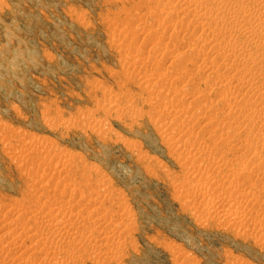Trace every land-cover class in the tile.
Instances as JSON below:
<instances>
[{"label":"rangeland","instance_id":"obj_1","mask_svg":"<svg viewBox=\"0 0 264 264\" xmlns=\"http://www.w3.org/2000/svg\"><path fill=\"white\" fill-rule=\"evenodd\" d=\"M175 1L0 0V264H264V189H262L264 188V165L262 166V163L264 164L262 162L264 160L262 159L264 158V135L261 134L264 132V79H261L260 83L263 82V88L261 87L259 91L255 89L251 91L253 94H250L249 91L247 94V91L241 90L239 93L242 95L236 93L238 95L236 97L244 96V99L248 100L245 104L249 107L243 105L244 108L241 107L240 112L236 111L235 115L233 113L234 116L231 118L234 117L235 120H225L224 125H220L217 120H213L208 115H212L214 110L207 111L206 120L214 123L217 121L216 124L219 126L213 125L217 126L218 132L222 133L223 130L220 129L228 130L226 128L230 126L232 129L230 134L235 133V136L234 134L228 136L230 135L228 134L227 139L223 140L231 142L232 145L222 141V144L219 142L221 146L216 147L217 149L214 148L215 142H209L211 138L209 134L212 135L214 132H206L204 126L200 125L201 122L198 123L193 119L189 125H192V130L196 127V132L192 134H199L195 135L196 137H191L192 135L185 137L188 140L192 138L190 139L193 140L192 143L184 141L185 138L180 142L177 134L174 136V133L171 135L166 133L163 129V121L158 119L151 109L149 110V105L146 103L148 100L155 99L158 92L156 90V93L151 92L149 87H142L143 84L140 85L143 83L141 82L142 76L144 77L150 70L154 77L163 72L167 75L168 71V76L170 73V76L173 75L169 76L172 80L175 77V72L172 73V66L168 65L171 64L168 63V60L169 62L170 59L172 60L171 57L175 52L170 49L173 47V43L175 45L178 40L177 43L188 45V40L192 39L190 37L195 39V36L202 35L200 31L196 32L197 35L193 31L194 35L190 36L193 32L190 34L187 30L174 28L176 32L168 31L170 36L166 35L168 39L170 37V40L165 38L166 36H162L161 31L165 27L173 28L169 25H173L174 20L169 18L171 22L165 15L157 16L156 12L157 10L160 12V9L167 5L166 3L173 4L176 3ZM181 14L185 16L183 19L186 22L192 18L190 15L188 17V14ZM140 29H143L142 33L138 31ZM177 29L180 30H178L179 34H176L178 33ZM130 30L132 31L131 35L135 33L132 37L129 36L130 34L127 35ZM134 30H137L138 33ZM152 30L156 31L157 38H148V32ZM183 30L187 32L185 33ZM159 40L162 44L167 40L172 41V46L167 43L170 49L167 50V52L170 51L167 54L168 57L165 56L164 63L160 60L161 62L157 64L160 70L156 69L158 68L156 63L150 64V61L148 65L141 63L146 67L152 65L149 70L144 65V67L141 65L144 68L142 70L139 64H136V66L139 65L137 66L139 69L131 66L127 60L129 51H132V54L140 51V54L144 53L143 57L146 58L151 46L157 48L156 46L166 45L165 42L161 46ZM181 40L182 42L187 41L182 43ZM192 40L189 42L191 43ZM185 45L184 47H186ZM152 47L150 50L154 49ZM141 50H145L146 53ZM159 50L164 49L159 48ZM178 63L179 61L176 60L174 66L177 64L176 66L179 67ZM193 65L189 66V72L196 74L190 73L195 83L191 81L193 84L189 85V81L192 79L187 73V77L184 78L187 82L182 81L187 84L183 85L184 83L181 82L184 87L180 82L177 83L178 85H173V89L179 90L180 87L184 89V93L182 92L183 94L179 95L181 97L179 98L180 104L186 107L184 110L187 109V114H190L194 108L193 100L189 99L188 92H191L192 88H202L207 91L209 87V90L211 89L207 80L203 81L206 72L204 70L197 73L195 70L192 71L191 68L195 69V65ZM221 70L224 71V68ZM159 71L162 72L159 73ZM141 74L143 75L139 76ZM196 82L200 87H196L198 86ZM176 85L180 87H175ZM185 88L188 90L187 92ZM166 89L167 93H165ZM168 89L171 90L170 87H166L165 92L160 96L170 97ZM257 91L262 95H257ZM218 94V91L207 93V97H209L207 99L214 104V101L218 100ZM246 95L247 97H245ZM187 103L188 106H186ZM216 104H218V107L214 104V107H217L216 112L222 111V105ZM182 118L184 117L182 116ZM230 121L232 126L227 124ZM192 122H196L194 126ZM241 122L242 125H240ZM225 123L228 127H223L226 126ZM236 125L237 130L233 129ZM250 126H253L252 129ZM225 130L224 132H226ZM247 130L249 131L247 132ZM255 130H257L256 133ZM239 132L241 133L239 134ZM250 132L255 133V136L254 134L251 136ZM259 136L262 137L259 138ZM169 138H172V142ZM194 138L196 140L200 138V140L198 139L197 142ZM215 141L218 142V139L216 138ZM236 141L241 143L238 144ZM225 144L229 145L228 148L231 149H228ZM233 144L238 145L232 147ZM254 145L258 146L255 154L253 153ZM188 148L192 150L188 151ZM195 149H200L198 151L201 153L205 149L206 152L201 155ZM209 149L210 151H208ZM211 150L214 151L211 152ZM227 150H231V152H227ZM185 152L187 153L185 154ZM193 153H196L200 158L207 156L208 159H202L201 162V159L198 156L196 158ZM251 154L252 156L259 155L258 162L255 157L251 158ZM68 158L70 159L68 160ZM219 159L221 161L224 159V163L219 162ZM242 163L251 164L254 168L248 165L249 168L246 166V170H244L246 173L242 171L246 175H240L239 167L244 165ZM255 166L257 170H255ZM86 171L87 173L92 171L88 173L92 175L88 178L93 182L92 184L90 182L91 186L89 180L84 183L85 179H82L84 178L82 174ZM255 171L256 174H253ZM99 176L102 178L104 176V182L106 181V183H102L103 185L101 184L105 185L101 186L102 189H106L108 185L111 186H108L110 189L103 190L100 195L101 201L96 206L101 207L102 211L105 210L104 212L100 209L97 211L95 206L91 207L92 204L88 200L94 196L91 191L100 188V186L94 185ZM92 179L97 180L92 181ZM78 181L79 186H84L85 191L83 190V192H86L84 193L86 197H83L85 196L83 194V199L80 198L79 202L78 194H74L75 197L73 195L69 197L68 193L64 196V200L65 197L66 200L69 197L72 202L66 201L65 205L69 206L71 203L72 209L78 206L73 212L80 207L81 217H85L83 216L85 213L89 217L82 226L68 231L66 236H64L65 234L62 236L45 232L42 224H37L36 227L31 222L27 223L26 217H18V214L20 222L15 214L11 213L13 215L11 217L9 212L13 211V208L15 211L25 209L27 210H24L25 212L31 214L32 210L39 211L40 207L53 206L52 202H55V197L58 195L50 197L42 195L45 193L43 189L41 190L42 183L51 182L58 187H62V184H64L63 186L70 184L67 185L68 190H72L77 188ZM232 185L233 188H231ZM87 186L89 190L86 188ZM58 192L59 189L56 190V193ZM87 193L88 195L91 193V195L87 197ZM38 195L42 196V200ZM32 198L36 200L34 201ZM103 198L108 200L105 199L107 200L105 201ZM112 198L113 201L116 200L114 203L111 201ZM37 201L41 202L40 207H37L39 209L36 208V205L40 203H36ZM76 202L79 203L75 206ZM81 202L85 203L84 206ZM106 203L108 204L105 205ZM73 206L75 207L73 208ZM102 206L107 207L104 209ZM89 208L93 209L88 212ZM6 210L7 212H5ZM2 211L5 213L3 214ZM97 213L99 217H95ZM100 213H102V217ZM93 215L95 216L93 217ZM7 217L9 221L5 219ZM15 217L18 223L17 221L12 222ZM91 217L93 218L91 219ZM106 217L109 219L106 220ZM94 218L100 220L96 221ZM25 219L27 221H24ZM101 219L103 223L100 222ZM7 223L11 224V228L13 227L12 232ZM5 224L6 226H4ZM14 224L17 225L16 228ZM23 226H27L31 231L25 228L27 231L25 234ZM20 229L21 231H19ZM24 231L25 233H23ZM41 231L43 236H41ZM32 232H37L34 233V238ZM12 233L16 235H12ZM82 233L86 234L85 237ZM18 234L25 236L22 237ZM36 234L39 237H36ZM45 235L46 237L50 236L48 238L50 240L45 239ZM74 235L78 237L75 238ZM40 236L42 239H38V241L36 238H40ZM54 236L57 237L54 238ZM58 236L65 239L62 241ZM88 236L93 241H88L91 239ZM103 236L108 239H103ZM3 237L4 241L1 239ZM51 238L55 240H51ZM69 238L74 240L69 241ZM78 238L82 241L80 242ZM13 239L15 243H12ZM94 239L98 242L96 240L94 242ZM75 240H79V242L77 241L75 244ZM86 241L97 246L94 247ZM37 242L40 244L37 245ZM53 244L57 246L55 247ZM76 245H80L81 248L80 246L76 248ZM117 245L119 247H116ZM1 246L5 249H2ZM10 246L13 247V250L10 249ZM47 246L49 249L46 248ZM90 246L92 250H90ZM35 247L38 251L35 250ZM98 247H101L100 251ZM15 248H19L20 252ZM23 249L24 252L21 251ZM118 249L121 250L118 251ZM7 251H10L11 254ZM71 251L74 253H69ZM16 254H24V256Z\"/></svg>","mask_w":264,"mask_h":264},{"label":"bare ground","instance_id":"obj_2","mask_svg":"<svg viewBox=\"0 0 264 264\" xmlns=\"http://www.w3.org/2000/svg\"><path fill=\"white\" fill-rule=\"evenodd\" d=\"M171 1H173V0H171ZM175 1V0H174ZM176 2V1H175ZM179 2V0L176 2V3H173V4H168V3H166L167 5H165V6H163V8H161L160 10V12H159V10H157V16H162V15H165L166 17H167V19H169V18H171L172 19V21L174 20V24L172 25H169V24H167V25H169V26H173V28L172 27H165L162 31H161V33H162V36L163 37H165L167 34H168V31H170V33H172V30H174V28H179V29H184V30H187L188 31V33H190L191 34V32H198V31H200L201 32V34L202 35H199V33H198V35L199 36H195L196 38L194 39V37H190V36H193L194 35V32H193V34H189L190 36H188V37H190V38H192V39H189V40H192L191 41V43L189 42V40H188V42L187 43H189L188 45H185V43L184 42H186L187 40H185V41H183L182 42V40L180 41V42H182V43H184V44H179V43H177V41L175 42V45H174V43H173V47L172 48H170V49H172L173 50V54L174 55H172V60L170 59V62H169V60H168V63H171V64H168V65H171L172 66V73H174V75H175V77L171 80V78L170 77H172V76H170L171 75V73H170V77L168 76V71L167 70H165V71H167V75H165L164 73L165 72H163V73H160V72H162V71H159V73L160 74H158V75H156V77H154L153 76V73L151 72V70H150V72H151V74H150V72H148L149 73V75H148V73L146 74V75H144V77L142 76L143 74H141V75H139V76H142V78H143V80H141L140 78H139V80H141V82H143V83H141L140 85L142 86V84H143V86L142 87H149L150 89H151V92H155V90L158 92L156 95H155V99H151V100H148V101H146V103L149 105V110L151 109L152 110V112H153V114L154 115H157V117H158V119L160 118L161 119V121H163V123H164V131L166 132V133H169L170 135H171V133H174L173 135L175 136L176 134L178 135V137L180 138V142H181V139H183V138H185L186 136L187 137H190L191 135V137H196L195 135H198V134H192V133H194V132H196L195 131V128H194V130H192L191 129V126L189 125V124H191V121H192V119L194 120V121H198V123H200V125L202 124L203 126H204V128H205V131L207 132H214L212 135H210L209 133V136L211 137H209L210 139V141L209 142H211V143H214L215 142V147L214 148H216V147H218L219 148V146H221V145H219V142L222 144V141L223 140H225V139H227V135L228 134H230L231 133V127L229 126V128H226V129H228V130H225V129H220V130H223L222 131V133H220V132H218V130H217V126L216 125H218V124H222V125H224V121L225 120H227V121H229L230 119H233V118H231V116H234L237 112H240L241 111V107H243V105H247V104H245L247 101L244 99V96H242V98H241V96L238 98V97H236V93H239L241 90H245V92L247 91H249L250 92V94L252 93L253 94V92H251L252 90H255V89H258V91L260 90V88L262 87V83H260L261 82V79H264V0H180V2ZM162 13V14H161ZM181 13H183V15L184 14H188V17H189V15H190V17L192 16V18H191V20L189 21V22H186V21H184V19H183V17H185V16H182V14ZM164 16V17H165ZM182 16V17H181ZM165 17V18H166ZM155 19H158V18H155ZM159 20V19H158ZM157 20V21H158ZM166 20V19H165ZM170 20V19H169ZM156 21V22H157ZM171 21V20H170ZM169 21V22H170ZM171 21V22H172ZM159 22V21H158ZM163 22V21H162ZM168 22V21H167ZM160 23V22H159ZM175 26V27H174ZM137 27V26H136ZM164 27V26H163ZM179 29H177V32H178V30ZM141 30V31H140ZM140 30H138L140 33H142V30L143 29H140ZM156 30V29H155ZM149 31L148 32V34H149V36H148V38H157V34H156V31ZM183 30V31H184ZM135 32H137L138 33V31L137 30H134ZM175 31V30H174ZM180 31V30H179ZM186 31V32H187ZM190 31V32H189ZM127 32V31H126ZM144 32V31H143ZM176 32V31H175ZM185 32V31H184ZM185 32V33H186ZM131 33H132V31L130 30V32L127 34V35H129V36H131L132 37V35L134 34L135 35V33H133L132 35H131ZM136 33V34H137ZM170 33L168 34L169 36H170ZM156 34V35H155ZM176 34H179V32L178 33H176ZM124 35V37H125V34H123ZM126 35V37H128V38H131V37H129V36H127ZM133 35V36H134ZM140 35V34H139ZM195 35H197V33L195 34ZM176 36H178V35H176ZM175 36V37H176ZM168 36H166L165 38H167ZM187 37V38H188ZM135 38V37H134ZM168 39V38H167ZM176 39H177V37H176ZM158 40V39H157ZM156 40V41H157ZM166 40V39H165ZM168 40H170V37H169V39ZM167 40V42L165 43V42H163V44L165 43L166 45L165 46H163V44L160 42V40H159V42L161 43H159L161 46H163V47H158V46H156L157 48H154V47H152V48H154L153 50H150L151 49V47L148 49V55H146L147 57L146 58H144L143 56H145L144 55V53L141 55L140 54V51H138V52H136V53H134L133 52V54H132V51H129V54H128V56H127V60L129 61V63L131 64V66L133 67H136V68H138L139 69V67H137V66H139L140 65V68H141V70H142V68L145 66L146 67V65H142L141 63H147V65H148V63H150V64H152V63H156V66H157V64L159 63V62H161V61H163V63H164V59H165V56H167V54L170 52H167V50L169 49V44H171L172 43V41L170 42V41H168ZM172 40H173V36H172ZM174 40H175V38H174ZM180 40V39H179ZM170 42V43H169ZM135 43H136V41H135ZM167 43H168V45H167ZM158 44V45H159ZM184 45L186 46V47H184ZM171 46H172V44H171ZM164 49V50H159L158 51V49ZM169 49V50H170ZM175 49V50H174ZM142 51V50H141ZM145 51V50H144ZM144 51H142V52H144ZM150 51V52H149ZM158 51V52H157ZM145 53H146V51H145ZM159 55V57H157ZM168 57V56H167ZM157 58V60H155ZM161 60V61H160ZM176 60H178L179 61V63H178V65H179V67L178 66H174V62L176 61ZM150 61V62H149ZM190 63V64H189ZM135 64V65H134ZM136 64H139V65H137L136 66ZM195 65V69H192L191 68V70L192 71H196V73L199 71H202V70H204L205 72H206V74H205V76H204V82H205V80H207V82H208V84L211 86V89L209 90V88L207 87V85H206V88H208V91H207V89L206 90H204V89H202V88H192L191 90V92L189 91L188 93V96L190 97L189 99H191V100H193V106H194V108H192V111H191V113L190 114H187L188 113V111H187V113H186V110H184V108H186V107H183L181 104H180V96L179 95H182L183 93H184V89H183V85H185V84H187L186 82H187V80H185L184 78L185 77H187V73H189L188 75L191 77V75H190V73L192 74V72H189V70H190V67L189 66H191V65ZM141 65L143 66V67H141ZM160 65H162V63H160ZM193 65V66H194ZM150 66H152V65H150ZM149 66V67H150ZM155 66V65H154ZM159 66V65H158ZM157 66V67H158ZM197 66V67H196ZM149 67H146L148 70H149ZM161 67H163V66H161ZM165 67V66H164ZM169 67V66H168ZM151 68H154V67H151ZM165 68H167V66L165 67ZM221 68H224V71L223 70H221L220 71V69ZM144 69V68H143ZM156 69H159V67L158 68H156ZM141 70H140V73H141ZM146 70V69H145ZM160 70V69H159ZM139 71V70H138ZM147 71V70H146ZM171 71V70H170ZM143 73L145 72V71H142ZM155 72V71H154ZM139 73V74H140ZM157 73V70H156V72H155V74ZM151 75V76H150ZM192 75H196V74H192ZM133 76V75H132ZM193 77V76H192ZM192 77H191V79H192ZM195 78V77H194ZM138 79V78H137ZM189 79V78H188ZM138 80V81H139ZM180 80V81H179ZM186 81L185 83L184 82H182V81ZM190 80V79H189ZM194 82L195 83V81H193V79L192 80H190L189 81V85L190 84H193L192 82ZM263 81V80H262ZM180 82V84H181V82H182V86L183 87H180L181 89H179V90H177V88H175V89H173V85L174 84H177V83H179ZM169 85H168V84ZM197 84H198V82H196ZM139 84V83H138ZM178 85V84H177ZM175 86V87H178V86ZM208 85V86H209ZM261 85V86H260ZM188 86V85H187ZM161 87V88H160ZM164 87V88H163ZM166 87H170L171 88V90H169L168 89V91H169V93H170V97H166V96H160L161 94H163L165 91H164V89L166 88ZM178 87V88H179ZM192 87V86H191ZM196 87H200V85L198 84V86H196ZM187 88V87H186ZM186 88H185V90H186ZM263 88V87H262ZM262 90V89H261ZM163 91V92H162ZM188 90H186V92H187ZM213 91H218L219 92V94L217 95L218 96V98H217V96H216V98L218 99H216L217 100V102L216 101H214L215 103V105H217V107H218V104H216V103H220L221 105H222V107H221V109H222V111H219V112H216V108L217 107H214V104H212L213 102L212 101H210V100H208L207 98H209V97H207V93H211V92H213ZM256 92V93H258L257 95H259V94H261V92L259 93V92ZM183 92V93H182ZM185 92V93H186ZM244 92V91H243ZM249 92L247 93V94H249ZM262 92H263V90H262ZM156 93V92H155ZM165 93H167V89H166V92ZM255 93V92H254ZM255 93V94H256ZM240 94V93H239ZM246 94V93H245ZM186 95V94H185ZM184 95V96H185ZM209 95V94H208ZM240 95H242V94H240ZM262 95V94H261ZM260 95V96H261ZM238 96V95H237ZM249 96V95H248ZM150 97V96H149ZM165 97V98H164ZM180 97V98H179ZM245 97H247V95L245 96ZM252 97H254V96H252ZM252 97H251V99H252ZM259 97V96H258ZM257 97V98H258ZM164 99V100H160V99ZM186 98V97H185ZM250 98V97H249ZM248 98V99H249ZM262 98V97H261ZM244 99V100H243ZM255 99V98H254ZM182 100V99H181ZM190 100V101H191ZM250 100V99H249ZM252 102H253V100H251ZM181 103H182V101H181ZM197 103V104H196ZM249 103H250V101H249ZM182 106H180V105ZM189 104H191L190 102H189ZM188 103H187V105L186 106H188L189 105ZM195 104V105H194ZM252 104V103H251ZM192 105V104H191ZM255 105V104H254ZM184 106H185V102H184ZM248 106V105H247ZM251 106V105H250ZM253 106V105H252ZM178 107V108H177ZM191 107V106H190ZM190 107H189V109H190ZM249 107V106H248ZM254 107V106H253ZM252 107V108H253ZM220 108V107H219ZM244 108V107H243ZM254 108H256V107H254ZM194 109V110H193ZM246 109V108H245ZM249 109V108H248ZM148 110V111H149ZM211 110H214L213 112V114L211 115V114H208L209 116H211L210 118H212L213 120H217L218 121V124H216L217 123V121H216V123H214L213 121H207L206 120V117H207V111H209V112H211ZM244 110V109H243ZM247 110V109H246ZM255 110V109H254ZM254 110H253V112H254ZM190 111V110H189ZM237 111V112H236ZM248 111V110H247ZM236 112V113H235ZM243 112V111H242ZM241 112V113H242ZM249 112H251L252 113V111H250L249 110ZM186 113V114H185ZM233 113H234V115H233ZM251 113H249L250 115H251ZM185 114V115H184ZM198 114H199V116H198ZM232 114V115H231ZM239 114V113H238ZM246 114H247V112H246ZM153 115V116H154ZM243 115V114H242ZM245 115V114H244ZM249 115V116H250ZM253 115V114H252ZM151 116V115H150ZM182 116L184 117V118H182ZM255 116V115H254ZM253 116V117H254ZM156 117V116H155ZM236 117V116H235ZM238 117V116H237ZM243 117V116H242ZM256 117V116H255ZM209 118V117H208ZM209 118V119H210ZM240 118V117H239ZM244 118V117H243ZM250 118V117H249ZM248 118V119H249ZM157 119V120H158ZM196 119V120H195ZM237 119V118H236ZM245 119V118H244ZM156 120V121H157ZM233 120H235V119H233ZM241 120H242V118H241ZM252 120H253V118H252ZM156 121H155V123H156ZM193 121V122H194ZM243 121V120H242ZM192 122V123H193ZM233 122V121H232ZM236 122V121H235ZM235 122H233V123H235ZM255 122V121H254ZM159 123V122H158ZM196 123V122H195ZM195 123H193V126H194V124ZM231 123V121L230 122H228L227 124H229V125H231L230 124ZM232 123V124H233ZM237 123H238V120H237ZM236 123V124H237ZM213 124H216L215 126L213 125ZM226 124V123H225ZM227 124H226V126H223V127H228L227 126ZM240 124V123H239ZM239 124H238V126H239ZM253 124V123H252ZM240 125H242V122H241V124ZM253 125H255V124H253ZM261 125V124H260ZM262 125H263V122H262ZM203 126H201L202 128H203ZM219 126V125H218ZM232 126V125H231ZM234 126V125H233ZM264 126V125H263ZM262 126V127H263ZM200 127V129H202ZM222 127V126H221ZM220 127V128H221ZM242 127V126H241ZM251 127V126H250ZM250 127H249V129H250ZM253 127V126H252ZM252 127H251V129H252ZM256 127H257V125H256ZM159 128V127H158ZM219 128V127H218ZM238 129V127H237V125L235 126V127H233V129ZM255 128V127H254ZM253 128V129H254ZM264 128V127H263ZM263 128H261V127H259V129H262L263 130ZM161 129V128H160ZM159 129V130H160ZM162 129V130H163ZM199 129V128H198ZM236 129V130H237ZM241 129V128H240ZM239 129V130H240ZM256 129V128H255ZM258 129V128H257ZM259 129H258V131L257 130H255V133H256V131H257V133L259 132ZM161 130V131H162ZM224 130L226 131V132H224ZM163 131V132H164ZM203 131V130H202ZM202 131H200L201 132V134H202ZM235 131V130H234ZM233 131V132H234ZM249 130H247V132H248ZM252 131V130H251ZM162 132V133H163ZM199 132V131H198ZM205 132V133H206ZM232 132V133H233ZM254 132V131H253ZM241 132H239V134H240ZM251 133V132H250ZM255 133H251V136L254 134V136H255ZM260 133V132H259ZM258 133V134H259ZM263 133V135H264V132H261V134ZM165 134V133H164ZM169 134H167V135H169ZM204 134V133H203ZM234 134V136H235V133H233ZM232 134V135H233ZM260 134V135H261ZM166 135V134H165ZM164 135V136H165ZM172 135V136H173ZM176 135V136H177ZM231 134L230 135H228V136H232ZM200 136V135H199ZM171 137V136H170ZM198 137V136H197ZM202 137V136H201ZM262 137V136H261ZM260 136H259V138H261ZM166 138V137H165ZM218 139V142H216L215 141V139ZM225 138V139H224ZM239 138V137H238ZM264 138V137H263ZM172 138H169V140H171ZM175 139H177L176 137H175ZM186 139V138H185ZM183 139L184 141H191L190 139H192V138H190L189 140L188 139ZM195 139V138H194ZM199 140H200V138H198ZM197 139V140H198ZM232 138H230V141H232L231 140ZM196 140V139H195ZM196 140V141H197ZM236 140V139H235ZM193 141V140H192ZM192 141H191V143H192ZM195 141V142H196ZM227 141V140H226ZM224 142L223 141V143H227V144H231V142L230 143H228V141L227 142ZM238 141H240V140H238ZM171 142H172V140H171ZM194 142V143H195ZM198 142V141H197ZM196 142V143H197ZM235 142V141H234ZM190 143V142H189ZM193 143V144H194ZM210 143V144H211ZM236 143H241V142H237L236 141ZM244 143V142H243ZM178 144V143H177ZM177 144H176V146H177ZM180 144V143H179ZM183 144V143H182ZM182 144H180V145H182ZM235 144V143H234ZM233 144V145H234ZM238 144H236V145H234V146H232V147H235V146H237ZM175 145V144H174ZM179 145V146H180ZM192 145V144H191ZM205 145V144H204ZM208 145V144H207ZM226 145V144H225ZM232 145V144H231ZM249 146H250V144H248ZM258 145V144H257ZM255 146L254 145V147L253 148H255L254 149V154H255V151H256V148H258V146ZM227 146V145H226ZM229 146V145H228ZM228 146H227V148H228ZM240 146V145H239ZM205 147V146H204ZM209 147V146H208ZM242 147H243V145H242ZM197 148H198V146H197ZM200 148V147H199ZM202 148V147H201ZM210 148V147H209ZM224 148V147H223ZM230 148V147H229ZM228 148V149H229ZM238 148V147H237ZM252 148V149H253ZM261 149L263 148V147H260ZM189 149V148H188ZM207 149V148H206ZM212 149V148H211ZM217 149V148H216ZM231 149V148H230ZM233 149V148H232ZM236 149V148H235ZM234 149V150H235ZM243 149V148H242ZM248 149V147L246 148V150ZM192 150V149H191ZM190 149L188 150V151H191ZM195 150H197V149H195ZM199 151H200V149H198ZM197 150V151H198ZM215 150V149H214ZM214 150H211V152L212 151H214ZM245 150V149H244ZM259 150V149H258ZM264 150V149H263ZM187 151V150H186ZM197 151H196V153H197ZM198 151V152H199ZM208 151H210V149L208 150ZM222 151H225L224 149H222ZM231 152V150H227V152ZM262 151V150H261ZM204 152H206V150L204 149V151H203V153ZM226 152V151H225ZM249 153H251L250 151H248ZM247 152V153H248ZM187 152H185V154H186ZM196 153H193L194 155H196ZM203 153H201V152H199V154H203ZM260 154L259 155H261V152H259ZM192 154V155H193ZM198 154V153H197ZM198 154V155H199ZM207 155H209L208 153H206ZM257 154V153H256ZM191 155V156H192ZM193 155V156H194ZM198 155H196L195 157L197 158V156ZM259 155H255V156H252V154H251V158H253V157H255L256 158V160H257V157L259 156ZM262 155H263V153H262ZM188 156V155H187ZM190 156V155H189ZM190 156V157H191ZM210 156V155H209ZM195 157H194V159H195ZM199 158H200V156H198ZM202 157V156H201ZM205 157V156H204ZM261 157H263V156H261ZM206 158H207V156H206ZM206 158H200L199 160L202 162V159H206ZM210 158V157H209ZM70 158H68V160H69ZM72 160H74L73 158H71ZM208 159V158H207ZM206 159V160H207ZM221 159V158H220ZM218 160L219 162L221 161V160ZM262 159H264V158H262ZM71 160V161H72ZM223 161H221V162H223L224 163V159H222ZM250 160V159H249ZM254 160V159H253ZM200 161H198V162H200ZM251 161H252V159H251ZM250 161V162H251ZM195 162V161H194ZM196 162H197V160H196ZM195 162V163H196ZM204 162V161H203ZM249 162V163H250ZM257 162H258V160H257ZM262 162H264V160L262 161ZM261 162V163H262ZM226 163L228 164V162L226 161ZM225 163V165H227ZM246 163V162H245ZM248 163V162H247ZM253 163V161L251 162V164ZM200 164V163H199ZM219 164H222V163H219ZM242 164H244V163H242ZM250 164V165H251ZM259 164V163H258ZM257 164V165H258ZM223 165V164H222ZM241 165V164H240ZM249 165V164H248ZM248 165H243L242 167H239V172H241V174L240 175H242V174H244V175H246L245 173V171L244 170H246V166L249 168V166ZM255 165V164H254ZM264 164L262 163V166H263ZM219 166V165H218ZM252 167H253V165H251ZM238 167V166H237ZM237 167H235V168H237ZM260 167H261V165H260ZM247 168V170H249ZM254 168V167H253ZM252 168V169H253ZM255 170H257V167L255 166ZM89 169V168H88ZM230 170L232 169V167L231 168H229ZM259 169V168H258ZM90 170V169H89ZM230 170H228V171H230ZM238 170H237V172H238ZM260 170V169H259ZM263 170H264V167H263ZM263 170H261L262 172H263ZM94 171V170H93ZM233 171V170H232ZM242 171H244V172H242ZM253 171H254V169H253ZM260 171V172H261ZM90 172V171H89ZM88 172V173H89ZM92 172V171H91ZM90 172V173H91ZM102 172V171H101ZM235 172H236V169H235ZM234 172V173H235ZM248 172V171H247ZM87 173V171H86V173H83L82 175H84V178H82V179H85V181H84V183L86 182V180H89L88 182H89V184H90V182H91V180L90 179H88V178H90L89 176L91 175V174H88ZM94 173V172H93ZM96 173H98V171L97 172H95V174ZM99 173H100V171H99ZM229 174H230V172H228ZM233 173V174H234ZM252 173V172H251ZM258 173V172H257ZM239 174V173H238ZM253 174H256V171L253 173ZM253 174H252V176H253ZM97 175V174H96ZM102 175V174H101ZM237 175V174H236ZM239 175V176H240ZM251 175V174H250ZM92 176V175H91ZM238 176V175H237ZM256 177H259V176H256ZM95 178V177H94ZM100 178V179H99ZM99 178H97L98 179V181L96 182V183H94V185H97V186H100V188L99 189H97V190H95V191H91V193L92 194H94V196L93 197H91L90 199L88 198V200H89V202H91V204H92V206L91 207H94L95 206V208H97V211H98V209H100V211H102L101 210V207L99 208V206L98 207H96L97 206V204L101 201L100 200V195H101V193H103V190L105 189V188H101V186L104 184V183H106V181L104 182V180H105V177L103 176V178L101 177V176H99ZM97 179H94V180H97ZM257 179V178H256ZM93 179H92V181H94ZM107 180V179H106ZM259 180H261L260 178H259ZM259 180H257V181H259ZM42 181H44V180H42ZM82 181V180H81ZM256 181V180H255ZM263 181V180H262ZM46 182V181H45ZM49 182V181H48ZM70 182V181H69ZM68 182V183H69ZM76 182V181H75ZM104 182V183H103ZM66 183V182H65ZM82 183V182H81ZM80 183V184H81ZM83 183V184H84ZM93 182H91V184H92ZM99 183V184H98ZM103 183V184H102ZM232 183H234V182H232ZM232 183H230V184H232ZM259 183V182H258ZM260 183H262V182H260ZM36 184H38V183H36ZM41 184V183H40ZM40 184H38V185H40ZM74 184V183H73ZM88 183H86V185H89ZM91 184H90V186H91ZM102 184V185H101ZM109 184V181H108V183H107V185ZM34 185V184H33ZM58 185V184H57ZM64 184H62V187H58V186H55V185H53V183L51 184V182L50 183H42V187L41 186H39V187H41V190L43 189L44 191H45V193H42V191H41V193H42V195L44 194V195H46V196H48V197H50V196H53V195H58V196H56L55 198H56V200H55V202L53 201L52 203H54L53 204V206H46V207H40L39 205L41 204V202L40 201H37L36 203H39L38 205H36V208L37 207H40V209L39 208H37V209H39V211H36V212H34L33 210H32V212H31V214H29L28 212H25V211H27V210H25L24 208H26V207H22L24 210H22L21 209V207H20V209L22 210V211H20V210H14V208L12 209L13 211H11L10 210V215H11V217L13 216L12 214H15L16 215V217H17V214H18V217L20 216L21 218L23 217V218H27V220L25 219L24 221H27V223L28 222H31V223H33V225L35 226L36 225V227H37V224H42V226H44L43 228H44V230H46L45 232H49V233H53V234H56V235H62V234H65L64 236H66V234H68L67 232L68 231H71V230H73V229H75V228H77V227H80V225L82 226L83 225V223H85L84 221L85 220H87V218L89 217L88 215H85L84 213H82V214H84L83 216H85V217H81L82 215H81V209H77L78 210V212H73V210L76 208V207H78V206H76L77 205V203H79L80 202V198H82V195L84 194V193H86V192H83V190L85 191V189L82 187V186H79V181L77 182V185L78 186H76L77 188H73L72 190H68V186L70 185V184H67V185H65V186H63ZM76 185V184H75ZM263 185V184H262ZM72 186H74V185H72ZM105 186V185H104ZM104 186H102V187H104ZM109 186V185H108ZM106 186L107 188V190L108 189H110L109 187H111V186ZM229 186H231V185H229ZM35 187H38V186H35ZM71 187V186H70ZM94 187V186H93ZM237 187H238V185H237ZM260 187H262V186H260ZM83 188V189H82ZM86 188H88V186L86 187ZM231 188H233V185H232V187ZM230 188V189H231ZM235 188V187H234ZM59 189V192L58 193H56V190H58ZM90 189H91V187H90ZM93 189V188H92ZM105 189V190H106ZM236 189V188H235ZM238 189V188H237ZM240 189V188H239ZM262 189H264V188H262ZM37 190H39V188H37ZM88 190H89V188H88ZM87 190V191H88ZM260 190H261V188H260ZM110 192H111V190H109ZM233 192V191H232ZM235 192V191H234ZM40 193V192H39ZM40 193V194H41ZM69 193V197L70 196H72L73 195V197H75L74 196V194H78L79 195V198H78V200H79V202H76L75 203V206H73V208L74 209H72V207H71V203L69 204V206H66L65 205V203H66V201L67 202H72V201H70V198L69 197H67L68 199L66 200V197H65V200H64V196L65 195H67ZM89 193V192H88ZM88 193H87V197L89 196V195H91V193L88 195ZM107 193V192H106ZM105 193V195L107 196V194ZM110 194V193H109ZM29 195H31V194H29ZM78 195H77V197H78ZM85 195V194H84ZM112 196H113V193L111 194ZM35 196V195H34ZM39 196V195H38ZM105 196V197H106ZM33 197V196H32ZM40 197V199H41V197L42 196H39ZM38 197V198H39ZM83 197H86V195L85 196H83ZM109 197V196H108ZM30 198V197H29ZM36 198V197H35ZM58 198V199H57ZM113 198H114V196H113ZM113 198H112V200L111 201H113ZM115 198H117V197H115ZM34 201L36 200V199H34V198H32ZM44 199V198H43ZM72 199V198H71ZM73 199H75L76 200V198H73ZM83 199V198H82ZM87 199V198H86ZM104 199V198H103ZM102 199V200H103ZM105 199H107V198H105ZM104 199V200H105ZM30 201H31V199H29ZM42 200V199H41ZM108 200V199H107ZM107 200H105V201H107ZM43 201H45V200H43ZM47 201V200H46ZM61 201H65L64 203L62 202L61 203ZM82 201V200H81ZM87 201V200H86ZM104 201V202H105ZM110 201V200H109ZM116 201V200H115ZM115 201H113V203L115 202ZM31 202H33V201H31ZM48 202V201H47ZM83 202V201H82ZM81 202V204H83ZM89 202H87V203H89ZM51 203V202H50ZM51 203V204H52ZM73 203H74V200H73ZM110 203V202H109ZM46 204H48V203H46ZM68 204V203H67ZM81 204H80V206H81ZM85 204V203H84ZM84 204L82 205V206H84ZM101 204H103V203H101ZM108 203H106L105 205H107ZM44 205V204H43ZM49 205V204H48ZM73 205V204H72ZM99 205V204H98ZM104 205V204H103ZM23 206V205H22ZM45 206V205H44ZM101 206V205H100ZM35 207V206H34ZM103 208L105 207H107V206H102ZM104 208V209H105ZM83 209H84V207H83ZM82 209V210H83ZM93 209V208H92ZM92 209H90L89 208V210H88V212L90 211V210H92ZM245 209V208H244ZM4 210V209H3ZM241 210L243 211V209L241 208ZM94 211H96V210H94ZM94 211H92L93 213H95ZM96 211V212H97ZM105 211V210H104ZM104 211H102V212H104ZM245 211V210H244ZM5 212H7V210L5 211ZM4 212V213H5ZM2 213H3V211H2ZM3 213V214H4ZM12 213V214H11ZM243 213H245V212H243ZM101 215V217H102V213H100ZM106 214V213H105ZM104 214V215H105ZM91 215H92V213H91ZM96 215V216H95ZM95 215H93V217L95 216V217H97L98 216V213L97 214H95ZM103 215V216H104ZM5 216V215H4ZM3 216V217H4ZM8 216V215H7ZM106 216V215H105ZM6 217V216H5ZM9 217V216H8ZM5 218L6 220L7 219H9V218ZM16 217L14 218L15 220L14 221H12V222H16L17 220H18V217H17V220H16ZM93 217H91V219L93 218ZM99 217V216H98ZM107 217H108V215H107ZM107 217H106V220H108L107 219ZM85 218V219H84ZM263 218V217H262ZM4 219V220H5ZM13 219V218H12ZM95 219V218H94ZM98 219V218H97ZM1 220V219H0ZM22 220V219H21ZM96 220V219H95ZM100 219H98V220H96V221H99ZM105 220V221H106ZM7 221H9V220H7ZM6 221V222H7ZM19 221V220H18ZM18 221H17V223H18ZM24 221H22V222H24ZM94 221V220H93ZM104 221V220H103ZM6 222H4V223H6ZM10 222H11V218H10ZM12 222H11V224H12ZM20 222V221H19ZM100 222H102V219H101V221ZM16 223V224H17ZM30 223V224H31ZM103 223V222H102ZM106 223V222H105ZM8 224V223H7ZM11 224H8L9 226L11 225ZM16 224H14V226H15V228H16ZM21 224H23V223H21ZM106 224H108V222L106 223ZM106 224H105V226H106ZM27 226H28V224H26ZM79 225V226H78ZM3 226V225H2ZM4 226H6V224L4 225ZM27 226H23L24 227V229L25 228H27V230H28V227ZM31 226V225H30ZM29 226V227H30ZM39 226V225H38ZM99 226V225H98ZM101 226V225H100ZM103 226V225H102ZM109 226V225H108ZM116 226V225H115ZM3 228V227H2ZM7 229H8V227H6ZM5 228V229H6ZM9 228H11V226L9 227ZM15 228H14V231H15ZM18 228H19V226H18ZM21 228V227H20ZM31 228V227H30ZM29 228V229H30ZM39 228V227H38ZM41 228V227H40ZM93 228V227H92ZM106 228V227H105ZM104 228V229H105ZM110 228V227H109ZM109 228H107V229H109ZM4 229V228H3ZM12 229H13V227L11 228V232H12ZM32 229V228H31ZM96 229H97V227H96ZM41 230V229H40ZM39 230V231H40ZM43 230V231H44ZM77 230H79V229H77ZM98 230V229H97ZM19 231H21V229L19 230ZM25 231H26V229H25ZM25 231L23 232V233H25ZM28 231H31V230H28ZM90 232H91V230H89ZM100 231V230H99ZM104 231V230H103ZM106 231V230H105ZM9 233H10V231H8ZM16 232V231H15ZM42 232V231H41ZM40 232V233H41ZM85 232V231H84ZM87 232V231H86ZM89 232V233H90ZM93 232V231H92ZM19 233V232H18ZM30 233V232H29ZM29 233H28V235H29ZM33 234H32V236L34 235L35 236V234L34 233H37V232H32ZM71 233V232H70ZM74 233H75V230H74ZM80 233V232H79ZM95 233V232H94ZM93 233V234H94ZM100 233V232H99ZM104 233V232H103ZM108 233V231L106 232V234ZM11 234V233H10ZM14 233H12V235H13ZM25 234H27V231H26V233ZM87 234H88V232H87ZM14 235H16V234H14ZM19 235V234H18ZM17 235V236H18ZM24 234H22V235H19V236H22V237H24L23 236ZM27 235V236H28ZM37 235V234H36ZM46 235H47V233H46ZM46 235H45V239H48L49 237L47 236L46 237ZM52 235V234H51ZM78 235V234H77ZM80 235H81V233H80ZM82 235H84L83 233H82ZM86 235V234H85ZM85 235L83 236V237H85ZM90 235H91V233H90ZM110 235V234H109ZM34 236H33V238H34ZM41 236H43V232H42V234H41ZM40 236V238H36V237H39L38 235L35 237L37 240L38 239H42V237ZM63 236V235H62ZM75 236V235H74ZM73 236V237H74ZM99 236V235H98ZM101 236V235H100ZM5 237V236H4ZM4 237L3 238H1L2 240L4 239ZM16 237V236H15ZM29 237V236H28ZM57 236H54V238H56ZM59 237V236H58ZM78 237V236H77ZM76 236H75V238H77ZM88 237H90V236H88ZM91 237H93V235H91ZM90 237V238H91ZM97 237V236H96ZM109 237V236H108ZM113 237H115V236H113ZM6 238V237H5ZM7 238H8V236H7ZM14 238V237H13ZM54 238H51V240L52 239H54ZM59 238H61V237H59ZM68 238V237H67ZM66 238V239H67ZM82 238V237H81ZM101 238V237H100ZM108 239L107 237H104L103 236V239ZM16 239H17V237H16ZM35 239V240H36ZM45 239H44V241H45ZM62 239V238H61ZM65 238H63L62 239V241L64 240ZM78 239H80V238H78ZM84 239V238H83ZM97 240H98V238H96ZM96 239H94V242H95V240ZM105 239V240H106ZM9 240V239H8ZM8 240H6V242L8 241ZM34 240V241H35ZM48 240H50V239H48ZM55 240V239H54ZM58 240V239H57ZM68 240V239H67ZM67 240H65V241H67ZM70 240H74L73 238L72 239H70L69 238V241ZM85 240H88V239H85ZM90 240H92V238L91 239H89L88 241H90ZM96 240V241H97ZM101 240V239H100ZM113 239H111V241H112ZM4 241V240H3ZM3 241H2V245H3ZM10 241H12V240H10ZM15 240L13 239V241H12V243H15L14 242ZM17 241V240H16ZM39 241V240H38ZM42 241V240H41ZM40 241V242H41ZM43 241V242H44ZM61 241V242H62ZM64 241V242H65ZM76 241V240H75ZM78 242H79V240H77ZM77 241H76V243L75 244H77ZM82 240L80 239V242H81ZM93 241V240H92ZM91 241V242H92ZM119 241V240H118ZM1 242V241H0ZM9 242V241H8ZM18 242H19V240H18ZM40 242H37V245L38 244H40ZM46 242H48L47 240H46ZM50 242V241H49ZM68 242V241H67ZM83 242H84V240H83ZM82 242V243H83ZM87 242V241H86ZM98 242V241H97ZM105 242V241H104ZM112 242H114V240L112 241ZM21 243V242H20ZM35 243V242H34ZM42 243V242H41ZM69 243V242H68ZM72 243V242H71ZM82 243H81V245H82ZM87 243H89V242H87ZM102 243V242H101ZM6 244V243H5ZM17 244H19V243H17ZM43 244V243H42ZM41 244V245H42ZM44 244H45V242H44ZM58 244H60V243H58ZM80 244V243H79ZM90 244V243H89ZM88 244V245H89ZM103 244V243H102ZM105 244V243H104ZM114 244V243H113ZM117 244V243H116ZM120 244H122L121 242H120ZM6 245H9L8 243L6 244ZM11 245V244H10ZM13 245V244H12ZM11 245V246H12ZM20 245H22V244H20ZM40 245V248L43 246H41ZM74 245V244H73ZM90 245H92V243L90 244ZM106 245V244H105ZM5 246V245H4ZM3 246V247H4ZM10 246V247H11ZM14 246H17V245H15L14 244ZM34 246H36V245H34ZM49 246V245H48ZM48 246L46 247V248H48ZM53 246H57V245H54L53 244ZM70 246V245H69ZM80 246V245H79ZM79 246H77L76 245V248L77 247H79ZM92 246H94V245H92ZM95 246H97V245H95ZM94 246V247H95ZM112 246V245H111ZM110 246V248H112ZM121 246V245H120ZM19 247H21V246H19ZM32 248H33V246H31ZM59 247H60V245H59ZM59 247H58V250L60 251V249H59ZM73 247H75V246H73ZM72 247V248H73ZM83 248H84V246H82ZM89 247V246H88ZM91 247V246H90ZM93 247V248H94ZM105 247V246H104ZM103 247V248H104ZM116 247H119V245H117ZM1 248H2V246H1ZM13 247H11L10 249H12ZM42 248H44V246L42 247ZM62 248V247H61ZM63 248H64V246H63ZM72 248H69L70 250L72 249ZM80 248H81V246H80ZM86 248V247H85ZM99 248V247H98ZM101 248V247H100ZM100 248H99V251H100ZM2 249H5V248H2ZM9 249V250H10ZM16 249V248H15ZM18 249L19 248H17L16 250L18 251ZM21 249V248H20ZM24 249H25V251H26V248L24 247ZM24 249L23 250H21V251H23L24 252ZM28 249H29V246H28ZM49 249V248H48ZM109 249V248H108ZM113 249H115V248H113ZM121 249H122V247H121ZM121 249H118V251L119 250H121ZM8 250V249H7ZM13 250V249H12ZM35 250H37V248L35 247ZM39 250H41V249H39ZM51 250H53V249H51ZM56 250V249H55ZM64 250V249H63ZM65 250H67L66 249V247H65ZM73 250V249H72ZM90 250H92V247H91V249ZM97 251H98V249H96ZM102 250V249H101ZM106 250H107V248H106ZM2 251H4V250H2ZM17 251H15L16 253H17ZM28 251V250H27ZM34 251V250H33ZM38 251V250H37ZM42 251H43V249H42ZM44 251H46L45 249H44ZM48 251V250H47ZM75 251V250H74ZM93 251H94V249H93ZM110 251V250H109ZM112 251V250H111ZM110 251V252H111ZM8 252V251H7ZM18 252H20V250L18 251ZM22 252V253H23ZM34 252H36V251H34ZM73 251H71V252H69V253H72ZM96 252V251H95ZM94 252V253H95ZM8 253H10V251L8 252ZM7 253V254H8ZM74 253V252H73ZM89 253V252H88ZM90 253H92V251H90ZM113 253V252H112ZM118 253H120V252H118ZM117 253V254H118ZM11 254V253H10ZM97 254V252L95 253V255ZM114 254V253H113ZM16 255H22V257L24 256V254H16ZM68 255H70V254H68ZM120 255V254H119ZM11 256H13V255H11ZM19 256V257H20ZM72 256H73V254H72ZM14 257V256H13ZM18 257V256H17ZM74 257V256H73ZM118 257V256H117ZM70 259V258H69Z\"/></svg>","mask_w":264,"mask_h":264}]
</instances>
